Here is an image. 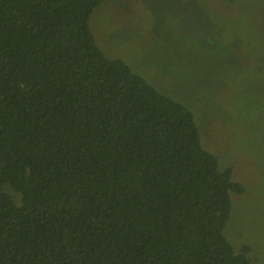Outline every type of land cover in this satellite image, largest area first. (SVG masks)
I'll return each instance as SVG.
<instances>
[{
  "label": "trees",
  "instance_id": "obj_1",
  "mask_svg": "<svg viewBox=\"0 0 264 264\" xmlns=\"http://www.w3.org/2000/svg\"><path fill=\"white\" fill-rule=\"evenodd\" d=\"M102 1L0 0V264H254L223 235L243 187L99 50Z\"/></svg>",
  "mask_w": 264,
  "mask_h": 264
},
{
  "label": "rangeland",
  "instance_id": "obj_2",
  "mask_svg": "<svg viewBox=\"0 0 264 264\" xmlns=\"http://www.w3.org/2000/svg\"><path fill=\"white\" fill-rule=\"evenodd\" d=\"M89 28L106 58L192 113L202 147L244 189L223 235L264 264V0H105Z\"/></svg>",
  "mask_w": 264,
  "mask_h": 264
}]
</instances>
